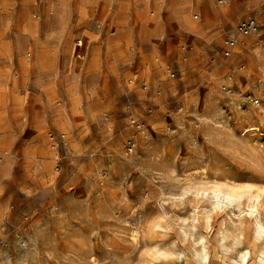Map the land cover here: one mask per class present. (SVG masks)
Returning a JSON list of instances; mask_svg holds the SVG:
<instances>
[{"label": "rangeland", "instance_id": "obj_1", "mask_svg": "<svg viewBox=\"0 0 264 264\" xmlns=\"http://www.w3.org/2000/svg\"><path fill=\"white\" fill-rule=\"evenodd\" d=\"M259 222L264 0H0V264H264Z\"/></svg>", "mask_w": 264, "mask_h": 264}, {"label": "bare ground", "instance_id": "obj_2", "mask_svg": "<svg viewBox=\"0 0 264 264\" xmlns=\"http://www.w3.org/2000/svg\"><path fill=\"white\" fill-rule=\"evenodd\" d=\"M248 129H250V128H248ZM253 129V128H252ZM256 129V128H255ZM245 131H247V130H245ZM205 192V191H204ZM211 193H212V191H210ZM216 192V191H215ZM218 192H221V194H222V197H220L221 199L218 201L217 200V202L215 203L216 204V206H218V208H221V209H224V208H228V206H230L231 207V205H233L232 203H234V201H235V199H236V193L235 192H233L232 190H229V189H227V190H225V191H218ZM214 194V193H213ZM219 194V193H218ZM238 196H240V195H238ZM211 197V196H210ZM253 197V196H252ZM259 197V196H258ZM208 198V197H207ZM255 199V198H254ZM259 199V201H260V198H258ZM215 200V199H214ZM213 200V201H214ZM249 200V199H248ZM240 201V200H239ZM252 201V200H251ZM254 201V200H253ZM255 201H258L257 199L255 200ZM258 201V202H259ZM236 202L237 201H235V204H236ZM250 203H252V202H250ZM254 203V202H253ZM231 204V205H230ZM259 204V203H258ZM237 205H239V204H236L235 206H237ZM234 206V207H235ZM251 207H249V209L250 208H252L251 209V211H254L258 216H260L261 217V211L260 210H262V209H260V207H258V205L256 204H251L250 205ZM261 206V205H260ZM229 207V208H230ZM233 207V206H232ZM231 207V208H232ZM238 207V206H237ZM228 208V209H229ZM236 208V207H235ZM239 208V207H238ZM237 208V209H238ZM234 209V208H233ZM220 210V209H219ZM218 211V210H217ZM231 213H232V211H231ZM237 214V213H236ZM240 215V214H239ZM251 215V214H250ZM253 218V217H252ZM240 219V218H239ZM256 220H257V218H256ZM255 220V221H256ZM254 221V220H253ZM254 221V222H255ZM252 223V222H251ZM253 224V223H252ZM258 226L256 227V231L255 232H257V234H258V236L259 235H261V234H264V224L263 223H261V222H259L258 224H257ZM254 229V228H253ZM256 234V233H255ZM254 235V234H253ZM256 236V235H255ZM254 236V237H255ZM256 238V237H255ZM254 239V238H253ZM256 240V239H255ZM257 242V241H256ZM202 245V244H201ZM203 247V246H202ZM202 250V249H201ZM246 255V254H245ZM244 255V256H245ZM207 256V255H206ZM261 256V255H260ZM244 258V257H243ZM207 260H208V258H206ZM205 259V260H206ZM204 262V261H203ZM204 264V263H203Z\"/></svg>", "mask_w": 264, "mask_h": 264}, {"label": "built area", "instance_id": "obj_3", "mask_svg": "<svg viewBox=\"0 0 264 264\" xmlns=\"http://www.w3.org/2000/svg\"><path fill=\"white\" fill-rule=\"evenodd\" d=\"M222 2V0H220ZM197 16H195L196 18ZM256 27V23L255 20L250 18L247 20H243L238 24L237 30L239 32V34L242 35H248L250 32H252L253 30H255ZM235 40L232 38H228L225 40V51L224 54L225 55H229L231 48H233L235 46Z\"/></svg>", "mask_w": 264, "mask_h": 264}]
</instances>
